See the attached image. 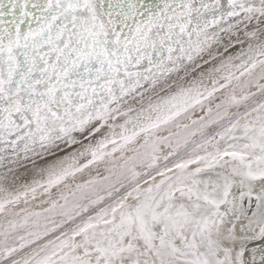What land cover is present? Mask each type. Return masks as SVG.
I'll return each instance as SVG.
<instances>
[{
  "label": "snow or ice",
  "instance_id": "1",
  "mask_svg": "<svg viewBox=\"0 0 264 264\" xmlns=\"http://www.w3.org/2000/svg\"><path fill=\"white\" fill-rule=\"evenodd\" d=\"M0 264H264V0H0Z\"/></svg>",
  "mask_w": 264,
  "mask_h": 264
}]
</instances>
